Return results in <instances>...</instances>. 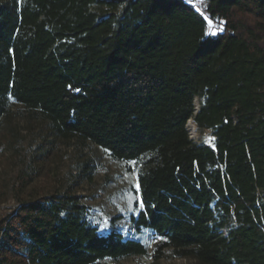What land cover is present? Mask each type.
Returning a JSON list of instances; mask_svg holds the SVG:
<instances>
[{"label":"trees","instance_id":"1","mask_svg":"<svg viewBox=\"0 0 264 264\" xmlns=\"http://www.w3.org/2000/svg\"><path fill=\"white\" fill-rule=\"evenodd\" d=\"M197 1L0 0V127L43 124L40 174L76 139L139 182L108 226L73 184L19 199L0 264H264V0Z\"/></svg>","mask_w":264,"mask_h":264},{"label":"rangeland","instance_id":"2","mask_svg":"<svg viewBox=\"0 0 264 264\" xmlns=\"http://www.w3.org/2000/svg\"><path fill=\"white\" fill-rule=\"evenodd\" d=\"M209 29L216 31L212 23ZM196 104L199 109L198 97ZM11 119V123L5 121L0 127V216L14 208L19 199L36 198L72 184L73 190L83 195L102 226H108L111 217L127 215L134 210L139 200V182L138 167L133 163L114 159L92 142L81 143L72 139L62 142L50 161L48 172L40 174L37 154L43 151L45 143L43 124L21 115ZM191 124L195 125V131ZM187 126L195 140L213 144L212 130H199L193 119ZM150 261L149 256H132L113 261V264ZM161 263L189 264V261L170 257L162 258Z\"/></svg>","mask_w":264,"mask_h":264},{"label":"snow or ice","instance_id":"3","mask_svg":"<svg viewBox=\"0 0 264 264\" xmlns=\"http://www.w3.org/2000/svg\"><path fill=\"white\" fill-rule=\"evenodd\" d=\"M209 23H211V21H209ZM221 23H223V22H221ZM209 34H214V33H206V35H209ZM137 187H138V185H137Z\"/></svg>","mask_w":264,"mask_h":264},{"label":"bare ground","instance_id":"4","mask_svg":"<svg viewBox=\"0 0 264 264\" xmlns=\"http://www.w3.org/2000/svg\"><path fill=\"white\" fill-rule=\"evenodd\" d=\"M192 125V129H193V131H195V125H193V124H191Z\"/></svg>","mask_w":264,"mask_h":264},{"label":"water","instance_id":"5","mask_svg":"<svg viewBox=\"0 0 264 264\" xmlns=\"http://www.w3.org/2000/svg\"><path fill=\"white\" fill-rule=\"evenodd\" d=\"M197 105V104H196ZM197 110H198V108H197Z\"/></svg>","mask_w":264,"mask_h":264}]
</instances>
